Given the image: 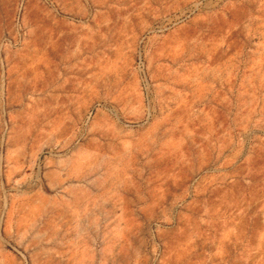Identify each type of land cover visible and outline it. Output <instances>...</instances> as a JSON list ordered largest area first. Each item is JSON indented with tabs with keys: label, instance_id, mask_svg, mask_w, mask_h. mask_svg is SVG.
<instances>
[{
	"label": "rangeland",
	"instance_id": "obj_1",
	"mask_svg": "<svg viewBox=\"0 0 264 264\" xmlns=\"http://www.w3.org/2000/svg\"><path fill=\"white\" fill-rule=\"evenodd\" d=\"M0 264H264V0H0Z\"/></svg>",
	"mask_w": 264,
	"mask_h": 264
},
{
	"label": "crops",
	"instance_id": "obj_2",
	"mask_svg": "<svg viewBox=\"0 0 264 264\" xmlns=\"http://www.w3.org/2000/svg\"><path fill=\"white\" fill-rule=\"evenodd\" d=\"M179 5H180L179 2L178 3L172 2L170 6H167L164 4V5H161L160 7L159 6L153 7L152 9L147 10L143 13H145L147 18H151V17L157 16L163 12H166L170 9H173ZM91 36H92V32H86L84 34V36L80 37V39H79L80 43L78 44V46L76 45V47H74V49H73L74 51H77V49H78V52H76L77 55L75 53L76 56L73 57V59L72 58L70 59V67L79 68L80 70L83 69L86 73V76H91L90 70L92 69V64L90 61L91 58L88 55L90 52L89 49L91 48V46H89L90 44H87L88 40L91 39L90 38ZM83 40L86 42V44L81 43ZM95 77H96V74H95Z\"/></svg>",
	"mask_w": 264,
	"mask_h": 264
},
{
	"label": "built area",
	"instance_id": "obj_3",
	"mask_svg": "<svg viewBox=\"0 0 264 264\" xmlns=\"http://www.w3.org/2000/svg\"><path fill=\"white\" fill-rule=\"evenodd\" d=\"M137 66H138V69H139L140 78H141L142 83H143V86H144V88H145L146 99H147L148 108H149V95H150V93H149V81H148V78H147V76H146V73H145V71H144V69H143L144 64H143V61H142L140 55H139V57H138V64H137Z\"/></svg>",
	"mask_w": 264,
	"mask_h": 264
}]
</instances>
